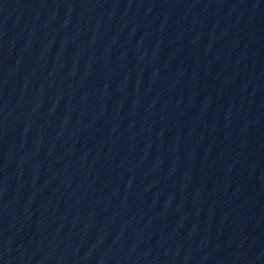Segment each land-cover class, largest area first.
<instances>
[{
    "label": "water",
    "instance_id": "water-1",
    "mask_svg": "<svg viewBox=\"0 0 264 264\" xmlns=\"http://www.w3.org/2000/svg\"><path fill=\"white\" fill-rule=\"evenodd\" d=\"M0 264H264V0H0Z\"/></svg>",
    "mask_w": 264,
    "mask_h": 264
}]
</instances>
